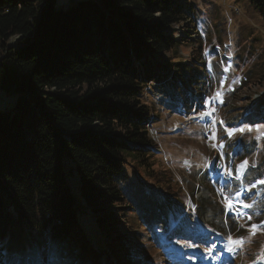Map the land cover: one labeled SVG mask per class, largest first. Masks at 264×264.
I'll return each mask as SVG.
<instances>
[{
  "label": "trees",
  "instance_id": "trees-1",
  "mask_svg": "<svg viewBox=\"0 0 264 264\" xmlns=\"http://www.w3.org/2000/svg\"><path fill=\"white\" fill-rule=\"evenodd\" d=\"M55 2L0 0V91L15 97L0 110V264L36 249L41 258L66 251L67 262L105 264L103 257L125 252L117 225L138 235L143 223L147 241L170 229L173 205L182 206L171 181L155 171L150 129L157 109L185 111L196 94L185 75L189 65L178 61L196 25L181 39L171 32L180 24L189 29L191 0H86L68 9ZM253 3L264 9V0ZM148 95L159 104L150 105ZM236 118L233 124H264V101ZM65 171L76 178L84 205ZM82 211L106 234L109 252L89 248ZM26 238L40 249L11 247ZM65 240V251L50 243Z\"/></svg>",
  "mask_w": 264,
  "mask_h": 264
},
{
  "label": "rangeland",
  "instance_id": "rangeland-1",
  "mask_svg": "<svg viewBox=\"0 0 264 264\" xmlns=\"http://www.w3.org/2000/svg\"><path fill=\"white\" fill-rule=\"evenodd\" d=\"M82 1L86 0H56L55 6L60 9H68ZM253 1L191 0L194 15L190 18L194 20L187 23L189 29L186 24L175 25L171 28L174 37L179 38L181 33L187 35L186 31L194 32L190 28H194L196 25L197 32L192 33L193 35L189 33L188 38H184L189 42L187 45L190 46L178 50L181 58L178 61L189 65L185 69V75L187 72L190 73L187 78H190L189 81L193 84L189 90L193 92L195 89L197 94L191 98L192 102L189 106L187 105L185 111L182 108L167 110L160 107L157 109L150 135L157 143L155 171L161 174V176L159 175L160 179L168 178L171 181L173 185L171 192L177 195L182 206L180 204L173 205L169 219V227L170 225L173 227L165 231L155 230L156 238L151 236V238H147V241L144 240V235L147 237L148 232L143 228V223H141L142 227L138 229L140 233H143V237L141 236L139 239L141 242L138 243L135 236H138L139 232L136 235V233L122 231L117 225L116 232L119 234L117 237L119 240L123 239L124 243L121 244V247L125 252L120 251L123 257L118 252L103 257V263L264 264V214L259 216L257 215L259 211L255 212L254 223L248 222L246 219L238 221V218L241 217L250 218L252 211L256 210L257 202L261 204L262 211H264V197L255 195L254 198L246 201L247 208H254L247 210L238 218L230 210L226 213L227 204L223 198L234 194L235 190L231 191L227 185H215L216 191L222 195L219 197L212 189L211 177L213 176L212 173L210 177L208 174H210V160L213 153L211 142H206L203 138L209 128V122L197 112L200 103L197 98L203 96L207 90L211 89L212 91L216 87L213 84H218L216 88L224 97L236 99L235 105H229L226 111H221V117L226 121H222L218 126V146L223 145L221 151L225 155L226 150L232 146V142H241L243 145H237V147L243 148L240 151L248 152L244 158V164L249 170L252 169L253 178L258 176L259 180V182L249 183L248 186L261 183L264 187V146L262 142L256 143L255 141L258 136L264 137L261 135L264 133V124H233L234 120H237L236 111L247 108L254 102L264 101V93H262L264 92V66H262L264 63V9L257 7ZM229 42L232 44L231 47H229ZM230 51L235 55L234 60L228 64V71L221 73L218 67L222 64V57L224 54L230 56ZM212 53L216 54L214 62L211 60ZM244 76L250 77V81H246L247 84L242 82L245 80ZM197 77L198 79H196ZM155 97L148 95L147 102L152 106H155V102L158 103ZM14 103V96H7L0 91V110H5L13 106ZM154 109L156 110V107ZM243 114H245L244 111ZM241 127L245 129L243 133L236 131L234 135L228 137L229 130ZM249 127L252 128V131L247 130ZM252 143L257 145L258 151H255V147L252 150L250 147ZM227 153L229 156H226V159H229L233 150L228 149ZM237 155L240 154L237 153ZM237 162L238 159L235 155L231 156L227 162L232 164L231 170L234 173L236 168L238 170L239 163ZM245 165L242 166V172L246 171ZM65 173L76 202L79 205H84L76 178L67 171ZM130 178H132V174ZM145 181L148 186L157 189V191L160 190L154 181ZM106 209L108 210V207ZM114 210L115 208L108 211L117 214V211ZM131 215V212L127 214L129 220L136 218ZM172 217L177 218L172 221ZM79 224L85 229V234L90 240V249L101 246L107 252L111 250V244L105 237L103 238L106 234L97 229L93 216L84 214L82 211ZM93 233L98 236L94 238ZM205 238L207 242H203ZM20 240L23 242L22 244L13 241L11 247L17 249L20 246H25V249L27 248L29 251L34 248L40 249L35 242H31L27 238ZM67 241L50 243H55L52 246L64 247L65 251L68 246ZM232 241L240 243L233 244ZM165 249L172 254H168ZM37 250L26 254L22 259L10 258L6 264H74V261L64 260L63 256H66V251L64 255H60L49 250L45 258H41ZM87 257L89 258V256ZM82 262L89 264L86 261Z\"/></svg>",
  "mask_w": 264,
  "mask_h": 264
},
{
  "label": "snow or ice",
  "instance_id": "snow-or-ice-1",
  "mask_svg": "<svg viewBox=\"0 0 264 264\" xmlns=\"http://www.w3.org/2000/svg\"><path fill=\"white\" fill-rule=\"evenodd\" d=\"M247 130L248 131H252V128L249 127ZM236 131H239V132L243 133L245 131V129L243 127L239 128V129H232L231 131L228 132V137H231L232 135H234V133ZM257 131H259V128H257ZM261 135H264V133H261ZM213 139H215V137H213ZM220 147H223V145H220ZM245 163H247V162H245ZM245 207H246V205H245ZM229 208H232V205L231 204H229ZM233 211H235V209H233ZM203 242H207L206 238L204 239ZM232 243L233 244H238L240 242H238V241H232ZM229 250H231V249H229Z\"/></svg>",
  "mask_w": 264,
  "mask_h": 264
},
{
  "label": "built area",
  "instance_id": "built-area-1",
  "mask_svg": "<svg viewBox=\"0 0 264 264\" xmlns=\"http://www.w3.org/2000/svg\"><path fill=\"white\" fill-rule=\"evenodd\" d=\"M204 113L215 114V110L209 111V110L206 108V111H205Z\"/></svg>",
  "mask_w": 264,
  "mask_h": 264
},
{
  "label": "water",
  "instance_id": "water-1",
  "mask_svg": "<svg viewBox=\"0 0 264 264\" xmlns=\"http://www.w3.org/2000/svg\"><path fill=\"white\" fill-rule=\"evenodd\" d=\"M15 45H16V40L12 44H10V47H13Z\"/></svg>",
  "mask_w": 264,
  "mask_h": 264
},
{
  "label": "bare ground",
  "instance_id": "bare-ground-1",
  "mask_svg": "<svg viewBox=\"0 0 264 264\" xmlns=\"http://www.w3.org/2000/svg\"><path fill=\"white\" fill-rule=\"evenodd\" d=\"M206 111V108L203 110V112ZM217 113V110H215V114ZM215 114H212L213 117H215Z\"/></svg>",
  "mask_w": 264,
  "mask_h": 264
}]
</instances>
